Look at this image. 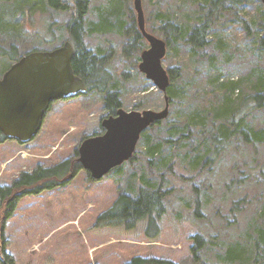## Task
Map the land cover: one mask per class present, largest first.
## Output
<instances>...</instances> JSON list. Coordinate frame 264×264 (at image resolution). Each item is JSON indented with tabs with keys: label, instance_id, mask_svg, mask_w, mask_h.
Segmentation results:
<instances>
[{
	"label": "rangeland",
	"instance_id": "rangeland-1",
	"mask_svg": "<svg viewBox=\"0 0 264 264\" xmlns=\"http://www.w3.org/2000/svg\"><path fill=\"white\" fill-rule=\"evenodd\" d=\"M204 1L141 0L145 29L165 41L162 24L169 20L191 28L204 19ZM225 1L227 9L211 26L205 49L193 51L171 37L162 66L178 70L179 77L169 84L174 97L168 116L141 134L132 160L99 181L81 170L63 188L22 198L0 232V264L7 263L4 253L13 264H128L134 258L253 264L244 243L264 224V141L246 143L233 133L218 157L204 162L214 148L212 136L230 126L215 114L226 100L239 107L261 92L262 107L250 105L244 124L264 137V48L258 45L264 5L261 0ZM112 5L118 10L108 16ZM105 12L106 26L91 30L102 25ZM70 18L69 12L53 11L44 0L0 3V48L14 45L20 56L57 48L67 41ZM133 20L138 30L133 0H89L84 41L94 54L110 53L106 68L124 111H161L163 94L138 70L147 42L139 39L140 52L123 55L124 45L135 40L128 32ZM8 65L7 58H0V77ZM232 84L237 86L234 91ZM107 117L102 97L94 92L53 103L31 142L7 140L0 145V187L10 186L22 173L71 158L83 140L102 135L101 121ZM156 144L159 149L152 155L148 148ZM140 176L170 191L157 238L145 237V222L132 231L93 228L119 193L138 187ZM196 235L204 248L195 256L191 250ZM234 246L244 251L231 262L227 252Z\"/></svg>",
	"mask_w": 264,
	"mask_h": 264
},
{
	"label": "trees",
	"instance_id": "trees-1",
	"mask_svg": "<svg viewBox=\"0 0 264 264\" xmlns=\"http://www.w3.org/2000/svg\"><path fill=\"white\" fill-rule=\"evenodd\" d=\"M231 1L233 2L235 0ZM240 1L241 0H236L237 3ZM10 2L11 0H0V3L4 4ZM44 2L48 8L53 11L70 13L71 18L66 25L68 36L66 42H69L74 50L72 58L74 74L83 81L86 88L85 94L94 92L100 95L103 100L104 108L107 111V116H114L117 110L122 107V103L120 100V94L115 89L112 77L106 68L111 55L110 53H92L87 48L84 41L86 35L85 20L89 9V0H44ZM225 3V0H205L203 7H205L207 11L204 15V19L191 28L184 29L181 26L174 25L170 23L169 20H166L159 28L161 35L165 38L166 46H169L171 37H173V40H183L193 51L205 49L209 44L207 37L211 26L218 20L221 13L227 9ZM116 10H118L117 7L112 5L111 9L109 8L107 10L108 16L109 14H116L114 13ZM108 16L107 12H105L104 15H100L102 25L95 26L94 28H91V30L95 29L98 31L103 24L106 26ZM118 20L119 19L116 21L119 22ZM259 30L261 33L258 39V45L261 48H264V19L259 24ZM128 32L133 34L135 40L124 45L123 55L125 56L140 52L141 46L136 44V42L143 38L135 28L134 20L130 31ZM0 58L8 59V69L12 63L20 58L17 47L13 45L10 46L8 50L0 48ZM167 72L170 84L178 79V70H169ZM261 84V82L257 83V85ZM171 85L170 87L168 86L166 90V95L170 100L174 97V91L172 90ZM236 87V84H232L230 89L234 91ZM226 101L225 106L216 110L215 114L228 120L230 126L225 129L220 127L218 134L212 136L211 142L214 148L209 154V158L205 160V164L213 162L218 157L224 149L226 141L231 135H233V133L241 136L246 143H251V141H264L261 132H255L244 124L245 114L251 109L250 105H252L253 109L262 107V93L256 92L253 96L247 97L239 107H231L229 101ZM159 124L160 122H156L154 125ZM5 141H7L5 136L0 132V145ZM166 143H170V141H166ZM158 149L159 146L156 144L151 148L149 147L148 152L155 155ZM131 160L132 158L127 162H130ZM127 162H124L123 164ZM121 166H118L111 171H118L121 169ZM81 170L82 167L78 160V153L76 152L71 158L61 161L51 167H37L31 173H22L10 186L0 187L1 234L3 233L7 220L13 215L18 202L22 198L26 196H38L43 192L63 188L67 186ZM169 196L170 191L163 188L161 184H156L155 182L147 180L144 176H140L138 187L135 188V190L133 189L130 191V193H119L112 206L98 215L93 224V228H122L125 231H132L138 224L145 222L146 226L144 235L147 239L153 241L159 235V222L166 214V200ZM236 205H239V203ZM193 240L194 245L191 251H193L196 256L204 248V240L198 235L194 236ZM244 244L246 245L245 249L247 248L250 250L248 258H251L252 263L263 264L264 224L259 227L254 239L249 240ZM238 248L239 247L234 246L228 250L227 258L231 262L238 259V257L241 256L240 254L242 250L244 251V248ZM4 259L7 262L6 264H13L12 259L8 255H5V253ZM128 264L172 263L155 259L134 258Z\"/></svg>",
	"mask_w": 264,
	"mask_h": 264
},
{
	"label": "water",
	"instance_id": "water-1",
	"mask_svg": "<svg viewBox=\"0 0 264 264\" xmlns=\"http://www.w3.org/2000/svg\"><path fill=\"white\" fill-rule=\"evenodd\" d=\"M264 5V0H261ZM138 31L148 44L140 54L138 70L163 94L161 111L126 112L118 109L114 116L101 121L102 135L88 137L78 148L82 170L90 178L101 180L112 169L132 158L141 134L168 116L170 84L162 66L166 54L164 40L145 29L141 0H133ZM74 50L69 42L48 51H32L11 64L0 77V132L6 140L20 144L31 142L41 130L50 106L60 100L85 94L83 81L74 74Z\"/></svg>",
	"mask_w": 264,
	"mask_h": 264
},
{
	"label": "bare ground",
	"instance_id": "bare-ground-1",
	"mask_svg": "<svg viewBox=\"0 0 264 264\" xmlns=\"http://www.w3.org/2000/svg\"><path fill=\"white\" fill-rule=\"evenodd\" d=\"M121 166V165H120Z\"/></svg>",
	"mask_w": 264,
	"mask_h": 264
}]
</instances>
